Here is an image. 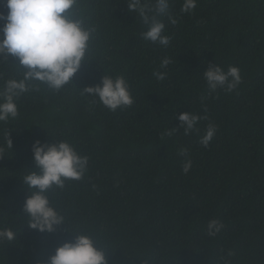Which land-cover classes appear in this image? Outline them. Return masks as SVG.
I'll return each instance as SVG.
<instances>
[{"label": "trees", "instance_id": "16d2710c", "mask_svg": "<svg viewBox=\"0 0 264 264\" xmlns=\"http://www.w3.org/2000/svg\"><path fill=\"white\" fill-rule=\"evenodd\" d=\"M78 2L95 29L88 62L65 89L40 85L21 96L19 115L0 122V228L16 234L0 242V264H44L74 238L68 229L91 231L108 264H264V0H197L191 14L181 11L183 0H171L177 22L164 18L167 47L143 39L147 28L128 0ZM7 11L0 0V13ZM165 58L171 63L161 69ZM13 63L0 59V87L21 77ZM208 63L237 66L242 83L209 95ZM103 75L125 78L131 107L112 112L81 94ZM185 111L207 118L198 132L167 136ZM210 122L217 132L204 147ZM37 139L68 140L89 157L82 180L48 193L67 222L53 233L30 229L22 210L21 180L34 169ZM181 148L192 161L188 173ZM213 219L224 228L210 237Z\"/></svg>", "mask_w": 264, "mask_h": 264}, {"label": "clouds", "instance_id": "9594fccd", "mask_svg": "<svg viewBox=\"0 0 264 264\" xmlns=\"http://www.w3.org/2000/svg\"><path fill=\"white\" fill-rule=\"evenodd\" d=\"M171 0H128L129 12L141 17L147 30L142 34L145 41L167 47L170 37L165 34L164 18L175 24L169 14ZM197 0H183L182 12L191 14ZM7 14L0 13V59L11 56L13 63L22 70L20 78H10L0 87V122H8L19 115L17 101L26 93L39 90L40 85L53 92L65 89L72 84L74 75L87 61V54L95 31L87 25L80 11L78 0H6ZM171 63L165 58L160 68ZM158 81L166 78L163 71H154ZM208 93L223 90L231 93L242 83L241 70L229 66L225 71L220 65L208 63L202 73ZM130 86L123 76L103 75L101 82L80 90L81 94L92 96L96 102L115 112L131 107L134 98ZM200 115L181 112L176 119L179 126L173 127L166 135L172 136L178 129L185 135L198 132ZM217 132V126L209 123L199 142L208 147ZM8 146L12 147L9 139ZM185 156L182 171L188 173L192 161L187 149L178 150ZM34 169H29L21 182L27 196L22 210L26 213V225L41 233H53L57 227L67 223L65 216L54 206L48 193L54 188L63 189L66 181H80L88 172L89 157L81 155L75 145L68 140H55L53 143L39 139L31 145ZM224 224L217 219L210 220L206 232L215 237ZM68 231L74 234L72 240L56 247L44 264H108V253L91 231L77 229ZM16 239L10 228H0V242ZM231 255V253H229Z\"/></svg>", "mask_w": 264, "mask_h": 264}]
</instances>
